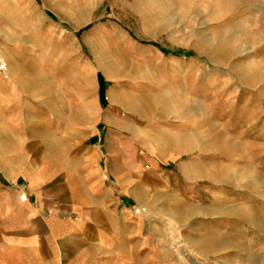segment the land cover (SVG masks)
Here are the masks:
<instances>
[{
	"label": "rangeland",
	"instance_id": "rangeland-1",
	"mask_svg": "<svg viewBox=\"0 0 264 264\" xmlns=\"http://www.w3.org/2000/svg\"><path fill=\"white\" fill-rule=\"evenodd\" d=\"M0 55V264H48L19 189L87 152L161 226V264H264V0H0Z\"/></svg>",
	"mask_w": 264,
	"mask_h": 264
},
{
	"label": "crops",
	"instance_id": "crops-1",
	"mask_svg": "<svg viewBox=\"0 0 264 264\" xmlns=\"http://www.w3.org/2000/svg\"><path fill=\"white\" fill-rule=\"evenodd\" d=\"M84 156L93 166L81 176L19 189L25 211L17 215L25 217L30 233L20 246L28 255L48 256V264H161V226H148L146 214L132 207L115 165L104 169L91 152Z\"/></svg>",
	"mask_w": 264,
	"mask_h": 264
},
{
	"label": "trees",
	"instance_id": "trees-1",
	"mask_svg": "<svg viewBox=\"0 0 264 264\" xmlns=\"http://www.w3.org/2000/svg\"><path fill=\"white\" fill-rule=\"evenodd\" d=\"M172 54L176 55V56H180L182 54V51H174ZM98 78H99V82H100V89H99L100 100H101V102L104 105V104H106V88H107V84H106V82H105V80H104V78L102 77L101 74H99Z\"/></svg>",
	"mask_w": 264,
	"mask_h": 264
},
{
	"label": "bare ground",
	"instance_id": "bare-ground-1",
	"mask_svg": "<svg viewBox=\"0 0 264 264\" xmlns=\"http://www.w3.org/2000/svg\"><path fill=\"white\" fill-rule=\"evenodd\" d=\"M75 26L78 27L79 24H76ZM95 60H96L95 63H96V65H97V68H98V69H101V70H104V64H103V62H102L103 60H101L100 57H98V56L95 57ZM105 72H106V74H107L108 77H109L110 72H109L108 70H105ZM190 107H191V105H190ZM191 111H192V110H191ZM97 112H98V111H97ZM97 115H98V113L96 114V117H97ZM76 117H77V116H76ZM98 117H99V115H98ZM99 119H100V118H99ZM220 135H221V134H220ZM155 142H156V141H155ZM155 142H154V143H155ZM189 146H190V145H189ZM230 146H231V145H230ZM181 147H182V146H181ZM237 148H238V146H237ZM182 150H183V149H182ZM223 155H224V154H223Z\"/></svg>",
	"mask_w": 264,
	"mask_h": 264
},
{
	"label": "built area",
	"instance_id": "built-area-1",
	"mask_svg": "<svg viewBox=\"0 0 264 264\" xmlns=\"http://www.w3.org/2000/svg\"><path fill=\"white\" fill-rule=\"evenodd\" d=\"M6 69H7V64L5 60L3 59V57L0 55V81L6 74Z\"/></svg>",
	"mask_w": 264,
	"mask_h": 264
}]
</instances>
